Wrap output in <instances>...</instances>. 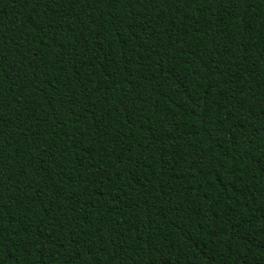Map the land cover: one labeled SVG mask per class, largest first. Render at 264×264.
<instances>
[{"label": "trees", "instance_id": "1", "mask_svg": "<svg viewBox=\"0 0 264 264\" xmlns=\"http://www.w3.org/2000/svg\"><path fill=\"white\" fill-rule=\"evenodd\" d=\"M0 264H264V0H0Z\"/></svg>", "mask_w": 264, "mask_h": 264}]
</instances>
